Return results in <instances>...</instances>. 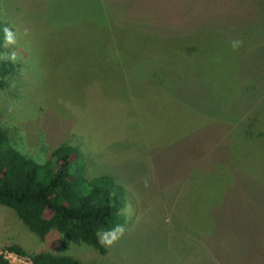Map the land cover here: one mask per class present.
<instances>
[{
  "label": "rangeland",
  "instance_id": "374dc122",
  "mask_svg": "<svg viewBox=\"0 0 264 264\" xmlns=\"http://www.w3.org/2000/svg\"><path fill=\"white\" fill-rule=\"evenodd\" d=\"M264 0H0V127L44 162L62 142L113 173L104 252L40 240L0 206V251L82 264H264ZM234 42H239L233 47ZM115 237V239H113Z\"/></svg>",
  "mask_w": 264,
  "mask_h": 264
},
{
  "label": "trees",
  "instance_id": "16d2710c",
  "mask_svg": "<svg viewBox=\"0 0 264 264\" xmlns=\"http://www.w3.org/2000/svg\"><path fill=\"white\" fill-rule=\"evenodd\" d=\"M264 4V2H263ZM5 27L0 22V90L14 74L15 64L2 58ZM92 162L77 146L60 143L40 162L18 150L0 127V206L12 209L19 220L40 240L51 230L69 243L87 244L104 252L99 233L122 228L125 221L124 189L113 173L93 175ZM7 251L25 256L18 245ZM32 264H82L66 254L40 252ZM0 264H9L0 256Z\"/></svg>",
  "mask_w": 264,
  "mask_h": 264
},
{
  "label": "built area",
  "instance_id": "2783aa9c",
  "mask_svg": "<svg viewBox=\"0 0 264 264\" xmlns=\"http://www.w3.org/2000/svg\"><path fill=\"white\" fill-rule=\"evenodd\" d=\"M0 256L7 260L9 264H32L30 259L26 262L21 255L7 250L5 252L0 251Z\"/></svg>",
  "mask_w": 264,
  "mask_h": 264
},
{
  "label": "clouds",
  "instance_id": "9594fccd",
  "mask_svg": "<svg viewBox=\"0 0 264 264\" xmlns=\"http://www.w3.org/2000/svg\"><path fill=\"white\" fill-rule=\"evenodd\" d=\"M5 32H6V35H7V40H8V42H9V43H12V42H13V41H12V34H11L10 32H8L7 29H5ZM238 43H239V42H234L233 47H236ZM113 239H115V237H113Z\"/></svg>",
  "mask_w": 264,
  "mask_h": 264
}]
</instances>
